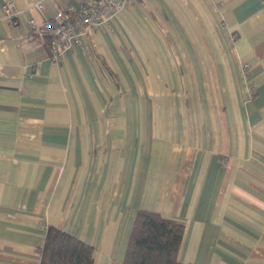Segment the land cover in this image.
I'll return each mask as SVG.
<instances>
[{"label": "crops", "instance_id": "0c3cea01", "mask_svg": "<svg viewBox=\"0 0 264 264\" xmlns=\"http://www.w3.org/2000/svg\"><path fill=\"white\" fill-rule=\"evenodd\" d=\"M35 1L0 0V264L47 225L121 264L138 209L182 262L264 264V0H134L56 61L30 19L78 0Z\"/></svg>", "mask_w": 264, "mask_h": 264}, {"label": "trees", "instance_id": "16d2710c", "mask_svg": "<svg viewBox=\"0 0 264 264\" xmlns=\"http://www.w3.org/2000/svg\"><path fill=\"white\" fill-rule=\"evenodd\" d=\"M77 12V10L75 11ZM32 38L39 36L31 33ZM50 32L42 43L47 46ZM184 223L156 210L135 213L121 264H195L178 259ZM38 264H94L93 247L74 234L47 225L42 245L37 249Z\"/></svg>", "mask_w": 264, "mask_h": 264}, {"label": "built area", "instance_id": "2783aa9c", "mask_svg": "<svg viewBox=\"0 0 264 264\" xmlns=\"http://www.w3.org/2000/svg\"><path fill=\"white\" fill-rule=\"evenodd\" d=\"M134 0H78L76 9L67 7L58 10L53 18H45L41 23H36L30 19L31 33L39 36L42 42L46 31L50 32L47 45L49 57L56 61L63 49L70 44H76L83 49H88L85 43L87 27L106 20L116 11L125 5L131 4ZM35 4L40 6V1ZM4 16L7 21L14 20L16 14L15 4L8 1L3 5ZM77 10V12H75ZM243 69L247 72L250 67L248 63H243Z\"/></svg>", "mask_w": 264, "mask_h": 264}]
</instances>
